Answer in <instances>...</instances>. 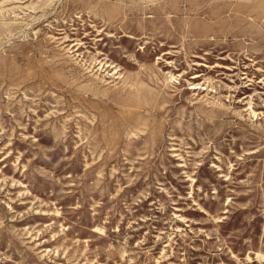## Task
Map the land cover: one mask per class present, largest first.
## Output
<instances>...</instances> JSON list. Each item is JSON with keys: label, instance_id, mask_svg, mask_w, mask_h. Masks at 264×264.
<instances>
[{"label": "rangeland", "instance_id": "374dc122", "mask_svg": "<svg viewBox=\"0 0 264 264\" xmlns=\"http://www.w3.org/2000/svg\"><path fill=\"white\" fill-rule=\"evenodd\" d=\"M0 264H264V0H0Z\"/></svg>", "mask_w": 264, "mask_h": 264}]
</instances>
